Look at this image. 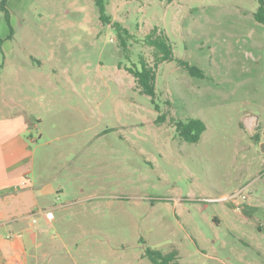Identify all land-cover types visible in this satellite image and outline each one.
I'll return each mask as SVG.
<instances>
[{"label": "rangeland", "instance_id": "rangeland-1", "mask_svg": "<svg viewBox=\"0 0 264 264\" xmlns=\"http://www.w3.org/2000/svg\"><path fill=\"white\" fill-rule=\"evenodd\" d=\"M104 2L111 24L94 0H8L13 33L0 10V120L37 125L36 171L64 190L30 264H153L147 248L177 264H264L258 0ZM154 28L175 59L156 68L155 99L127 71L154 66ZM190 119L206 125L197 143L174 125Z\"/></svg>", "mask_w": 264, "mask_h": 264}, {"label": "crops", "instance_id": "crops-1", "mask_svg": "<svg viewBox=\"0 0 264 264\" xmlns=\"http://www.w3.org/2000/svg\"><path fill=\"white\" fill-rule=\"evenodd\" d=\"M32 126L37 128L21 116L12 123L0 120V264H30L29 243L35 237H47V226L56 221L54 215L47 219L44 212L58 209L55 201L64 193L46 168L36 171L31 143L38 138L30 132ZM9 234L13 237L8 238ZM32 257L34 264H40L38 254Z\"/></svg>", "mask_w": 264, "mask_h": 264}, {"label": "trees", "instance_id": "trees-1", "mask_svg": "<svg viewBox=\"0 0 264 264\" xmlns=\"http://www.w3.org/2000/svg\"><path fill=\"white\" fill-rule=\"evenodd\" d=\"M94 1L101 14V20L106 24H111L112 18L106 14L104 0ZM258 2L259 9L255 14V19L259 23L264 24V0H258ZM7 3L8 0H1L0 10L4 14L11 33H13L11 14L7 9ZM113 25L119 33V37L124 42L126 39L123 37L121 32L128 34V31L123 29L118 22H114ZM146 41L149 46L155 49L156 60L154 66L151 67L147 62H145V60H141V69L128 68L127 71L135 78L138 87L141 89V92L155 99L157 80L156 68L163 62H173L175 59L172 45L169 44V40L161 32H159L158 28H154L152 33L147 36ZM178 64L185 68L193 77L204 78L201 70L196 67H191L187 62L179 60ZM159 121H165V116L160 117ZM174 125L180 137L188 143L199 142L202 134L206 131V125L199 119H190L187 122L176 121L174 122ZM145 256L153 264H177L178 262L177 251L164 254L162 251L147 248L145 251Z\"/></svg>", "mask_w": 264, "mask_h": 264}, {"label": "built area", "instance_id": "built-area-1", "mask_svg": "<svg viewBox=\"0 0 264 264\" xmlns=\"http://www.w3.org/2000/svg\"><path fill=\"white\" fill-rule=\"evenodd\" d=\"M24 184H26V183H24ZM248 188L249 187L243 188L242 190H240L239 192H237L236 194H234L232 196V198L238 200V206L239 207H240V205H242L243 202L245 203L249 199ZM44 214H45L46 218L49 220L53 218V213L51 211L44 212ZM33 222L36 223V219H34ZM11 237H13V234L8 235V238H11Z\"/></svg>", "mask_w": 264, "mask_h": 264}, {"label": "water", "instance_id": "water-1", "mask_svg": "<svg viewBox=\"0 0 264 264\" xmlns=\"http://www.w3.org/2000/svg\"><path fill=\"white\" fill-rule=\"evenodd\" d=\"M262 152L264 153V144L262 145Z\"/></svg>", "mask_w": 264, "mask_h": 264}]
</instances>
